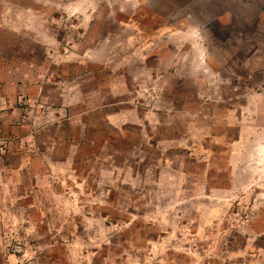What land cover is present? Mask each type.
Returning <instances> with one entry per match:
<instances>
[{
	"label": "rangeland",
	"instance_id": "374dc122",
	"mask_svg": "<svg viewBox=\"0 0 264 264\" xmlns=\"http://www.w3.org/2000/svg\"><path fill=\"white\" fill-rule=\"evenodd\" d=\"M0 264H264V0H0Z\"/></svg>",
	"mask_w": 264,
	"mask_h": 264
},
{
	"label": "crops",
	"instance_id": "0c3cea01",
	"mask_svg": "<svg viewBox=\"0 0 264 264\" xmlns=\"http://www.w3.org/2000/svg\"><path fill=\"white\" fill-rule=\"evenodd\" d=\"M5 168H7V167L1 168V169H0V173H2L3 170H5Z\"/></svg>",
	"mask_w": 264,
	"mask_h": 264
}]
</instances>
